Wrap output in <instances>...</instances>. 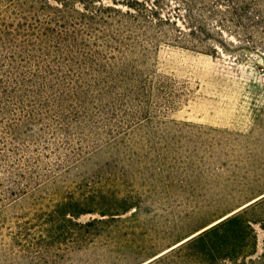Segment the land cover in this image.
Wrapping results in <instances>:
<instances>
[{
	"label": "trees",
	"instance_id": "16d2710c",
	"mask_svg": "<svg viewBox=\"0 0 264 264\" xmlns=\"http://www.w3.org/2000/svg\"><path fill=\"white\" fill-rule=\"evenodd\" d=\"M134 1L138 7L126 3L134 11H123L102 0H0V207L55 172L64 175L89 155L114 149L133 127L169 106L164 88L136 70L147 63L159 32L150 2ZM183 5L197 16L194 0ZM190 23L188 33L179 32L195 48L205 42L206 26L200 17ZM47 154L57 159L52 167ZM101 172L77 183L99 191L101 217L78 221L91 211L78 210L81 202L70 196L75 201L11 226L0 219V264H72L76 250L114 239L125 221L120 216L140 209L141 200L111 186L115 171ZM256 241L251 222L235 212L139 264H248L253 260L239 256ZM96 258L83 264H108ZM258 263L264 264V252Z\"/></svg>",
	"mask_w": 264,
	"mask_h": 264
},
{
	"label": "rangeland",
	"instance_id": "374dc122",
	"mask_svg": "<svg viewBox=\"0 0 264 264\" xmlns=\"http://www.w3.org/2000/svg\"><path fill=\"white\" fill-rule=\"evenodd\" d=\"M128 1L139 6L134 0H102L134 11ZM148 1L165 21L148 12L159 41L136 70L148 84L164 88L169 106L133 127L114 149L103 148L71 172H55L37 190L3 202L0 219L11 226L75 199L81 202L78 210L91 211L78 221L101 217L99 191L77 183L81 175L101 168L107 177L112 169L111 186L132 191L140 209L120 216L125 221L114 239L76 250L72 264L96 257L108 264H139L235 212H243L257 235L255 247L248 246L239 260L259 264L264 252V0H194L195 18L185 12L186 0ZM196 17L206 35L193 48L179 29L188 33ZM47 155L52 167L57 159ZM3 237L10 241L6 231Z\"/></svg>",
	"mask_w": 264,
	"mask_h": 264
},
{
	"label": "water",
	"instance_id": "95a60500",
	"mask_svg": "<svg viewBox=\"0 0 264 264\" xmlns=\"http://www.w3.org/2000/svg\"><path fill=\"white\" fill-rule=\"evenodd\" d=\"M231 214H232V213H231ZM231 214H228V215H226V216L222 217L221 219H219V220H217L216 222L212 223V224H211V225H209L208 227L212 226L213 224H216L217 222H220L221 220H223L224 218H226L227 216H229V215H231ZM208 227H206V228H208ZM206 228H204L203 230H205ZM203 230H201V231H203ZM201 231H198V232H196L195 234H192V235H190V236L186 237L185 239L181 240L180 242H178V243H177V244H175L174 246H172V247L168 248L167 250H165L164 252L160 253L159 255H161V254H163V253L167 252L168 250H170V249H172V248H174V247H176V246L180 245L181 243H183V242L187 241L188 239H190V238L194 237L195 235H197V234H198V233H200ZM159 255H158V256H159Z\"/></svg>",
	"mask_w": 264,
	"mask_h": 264
},
{
	"label": "built area",
	"instance_id": "2783aa9c",
	"mask_svg": "<svg viewBox=\"0 0 264 264\" xmlns=\"http://www.w3.org/2000/svg\"><path fill=\"white\" fill-rule=\"evenodd\" d=\"M262 78H264V77L262 76Z\"/></svg>",
	"mask_w": 264,
	"mask_h": 264
}]
</instances>
